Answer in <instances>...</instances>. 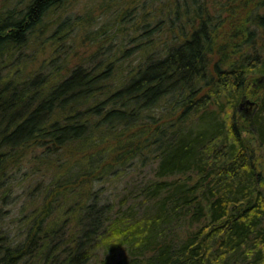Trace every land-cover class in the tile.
Returning a JSON list of instances; mask_svg holds the SVG:
<instances>
[{
  "label": "trees",
  "instance_id": "1",
  "mask_svg": "<svg viewBox=\"0 0 264 264\" xmlns=\"http://www.w3.org/2000/svg\"><path fill=\"white\" fill-rule=\"evenodd\" d=\"M3 1L0 264H264V0Z\"/></svg>",
  "mask_w": 264,
  "mask_h": 264
},
{
  "label": "rangeland",
  "instance_id": "2",
  "mask_svg": "<svg viewBox=\"0 0 264 264\" xmlns=\"http://www.w3.org/2000/svg\"><path fill=\"white\" fill-rule=\"evenodd\" d=\"M2 2H4L3 0H0V7H1V4ZM80 44L78 43L77 46H75V51L72 53L69 61L71 63L72 66H74V64H76V62L78 61V57L80 58L81 55L85 52V48L84 47H80L79 46ZM64 49V47L62 46V49H61V46H58L57 45V50L59 51V53ZM69 50V49H68ZM79 51V55H76ZM58 53V54H59ZM58 54H55V57L58 55ZM34 68L33 66H31L30 70L32 71ZM262 81V80H261ZM261 82H259L260 84ZM254 85H258L256 82L254 83ZM256 86L253 87V90H256ZM247 100H250V101H256L253 97H249V99ZM247 100H244L243 103H245V101ZM253 109H254V106L250 105V104H243L240 109H239V115L242 118L241 121H244V123H242V125L244 124L245 127H244V134L246 135L247 138L251 137L253 134L251 132V129H250V125H249V122H248V119L250 117V114L253 112ZM150 175V167H147V168H140L136 170V173H134L131 177L130 176H125V177H122V178H118V180H116L115 182H108V183H102V184H98L95 188V191H97L99 193V195H102V197L104 196L106 198L107 201H110L112 203H115V204H120V202L123 200L124 198V195H126L127 193L131 194L130 193V190L132 191V189H134V186H136V184H138L141 180L143 181L147 176ZM17 192H15L16 194ZM133 195V194H132ZM27 198H25L24 196L20 197V205H22L24 203V201L26 200ZM102 201H103V198H102ZM26 210H25V213H29L31 212V210H33V208L31 206H29L28 204H26ZM6 210H9L7 207H5ZM7 217L9 218H6L5 221H3L0 225H2V228H10L14 230V234H17V228H18V224H14V222H12L14 220V216L17 215V212L14 213L13 210H9L7 213H6ZM1 228V227H0ZM6 228V229H7ZM12 230V231H13ZM98 263L99 264H103V254H101V257L100 259L98 260Z\"/></svg>",
  "mask_w": 264,
  "mask_h": 264
},
{
  "label": "water",
  "instance_id": "3",
  "mask_svg": "<svg viewBox=\"0 0 264 264\" xmlns=\"http://www.w3.org/2000/svg\"><path fill=\"white\" fill-rule=\"evenodd\" d=\"M263 80H264V79H263ZM246 103H247V104H250V105H252V106L255 105V102L250 101V100L245 101V103H242V105H243V104H246ZM242 105H241V106H242Z\"/></svg>",
  "mask_w": 264,
  "mask_h": 264
}]
</instances>
